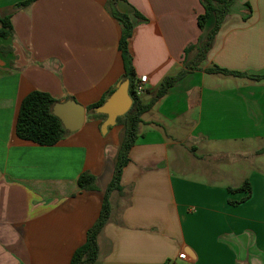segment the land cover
Instances as JSON below:
<instances>
[{
	"label": "crops",
	"instance_id": "crops-1",
	"mask_svg": "<svg viewBox=\"0 0 264 264\" xmlns=\"http://www.w3.org/2000/svg\"><path fill=\"white\" fill-rule=\"evenodd\" d=\"M22 1L0 0V15H10L14 27L0 39V264H69L114 177L124 127L103 133L106 118L91 116L88 107L125 79L121 25L108 0L17 6ZM116 7L134 24L133 63L138 78L148 76L145 100L185 59L197 63L216 23L212 15L200 29L199 0ZM214 66L248 76L206 72ZM199 67L142 115L123 190L110 197L96 264H264V79L250 77L264 75V0L234 2ZM34 90L83 105V127L51 146L18 137L21 103ZM225 157L243 164L239 172L217 168ZM83 172L95 177L94 189L80 186ZM246 181L249 198L230 202L248 196L229 191ZM182 251L188 259L179 258Z\"/></svg>",
	"mask_w": 264,
	"mask_h": 264
},
{
	"label": "trees",
	"instance_id": "trees-1",
	"mask_svg": "<svg viewBox=\"0 0 264 264\" xmlns=\"http://www.w3.org/2000/svg\"><path fill=\"white\" fill-rule=\"evenodd\" d=\"M33 1L34 0H25L19 2L17 6H27ZM120 1L128 2V0H108V5L111 8L114 18L121 25L119 50L121 51L124 62L125 79L130 80V93L134 102L131 109L124 116L118 117L117 119V124L123 125L124 128L121 134V144L116 160L114 177L105 191L100 216L96 223L89 229L85 243L78 247L74 252L69 264H96L98 261L100 253L98 239L112 216L110 197L113 191L123 190V187L120 184L121 176L124 167L130 161L129 152L139 135L140 124L143 121L142 115L150 110L159 99L168 95L170 89L191 72V70L200 69L199 63L207 57L208 52L213 47L216 35L236 0H199L205 9L204 13L198 15V25L200 29L203 30L205 28L208 19L212 15H215L216 23L213 29L209 32L204 44L198 48L199 53L196 59L197 63H190L185 59L184 67L175 74L166 76L160 85L152 92L153 97L149 100L139 98L136 95V85L139 78L137 77L134 67L133 52L131 48V40L135 29L130 14L121 12L117 9L116 5ZM246 5L248 6V13L245 19H248L252 13V7L250 3H246ZM133 13L139 19H145L139 11L134 10ZM13 32L14 27L12 25L11 16L0 15V39L12 36ZM195 48L196 45H189L185 49L186 54ZM206 72L233 76H248L246 73L231 71L218 66L208 68L206 69ZM250 77L255 80L264 79V75H251ZM114 90L115 88L111 89L108 94L111 95ZM105 100L106 98L104 97L96 104L89 106L88 113L93 117L106 118L105 114H100L95 111V108L102 105ZM56 102L57 100L49 93L39 90L30 92L23 99L18 112L16 120L17 136L21 139L33 141L44 146H51L60 142L69 131L65 129L61 120L53 113V106ZM78 181L82 189L95 188V177L90 173L83 172ZM241 190H247L249 192L248 196L244 197L241 201L230 202L238 204L247 200L251 194L250 183L246 181L240 187H229L230 192H239Z\"/></svg>",
	"mask_w": 264,
	"mask_h": 264
},
{
	"label": "water",
	"instance_id": "water-1",
	"mask_svg": "<svg viewBox=\"0 0 264 264\" xmlns=\"http://www.w3.org/2000/svg\"><path fill=\"white\" fill-rule=\"evenodd\" d=\"M133 102L130 80L124 79L117 84L116 89L105 102L95 108L97 113L106 115V120L102 124V132L107 133L109 127L115 126L118 117L124 116L131 109ZM53 113L69 132L80 130L85 123L86 109L75 100L55 103Z\"/></svg>",
	"mask_w": 264,
	"mask_h": 264
},
{
	"label": "rangeland",
	"instance_id": "rangeland-1",
	"mask_svg": "<svg viewBox=\"0 0 264 264\" xmlns=\"http://www.w3.org/2000/svg\"><path fill=\"white\" fill-rule=\"evenodd\" d=\"M200 144H202V143H199V145ZM186 145L193 146V145H195V143L193 141H188L186 143ZM253 145L257 147L258 146V143H254ZM185 149H186V147L185 148H182L180 151L185 156H187L188 155V154L186 155L187 150H185ZM172 150H173L172 153H174V155H175L174 149H172ZM198 151H199L200 154L203 153V149L201 147H198ZM188 160H189V158H188ZM231 160H232L231 157H228V158L225 157V158L221 159V162L218 163V164H216V166H217V168L220 167L221 169H227V170L233 169V170H236L237 172H239V169H237V168L240 167V164L241 163L240 164H239V162L238 163H233V162L231 163ZM197 162H198V164L201 167H203L201 161H197ZM191 163H193V161ZM205 165H207V163H205ZM241 165H243V164H241ZM124 202H125V200H124ZM182 264H187V263H182Z\"/></svg>",
	"mask_w": 264,
	"mask_h": 264
},
{
	"label": "built area",
	"instance_id": "built-area-1",
	"mask_svg": "<svg viewBox=\"0 0 264 264\" xmlns=\"http://www.w3.org/2000/svg\"><path fill=\"white\" fill-rule=\"evenodd\" d=\"M147 84H148V76L147 75H141V77H139V80L137 82L136 85V95L139 98H143V96L146 94L147 92ZM179 258L180 259H188V254L184 251H182L179 254Z\"/></svg>",
	"mask_w": 264,
	"mask_h": 264
}]
</instances>
